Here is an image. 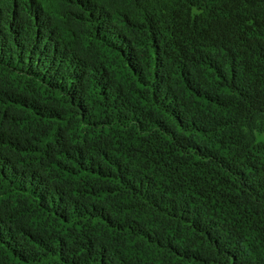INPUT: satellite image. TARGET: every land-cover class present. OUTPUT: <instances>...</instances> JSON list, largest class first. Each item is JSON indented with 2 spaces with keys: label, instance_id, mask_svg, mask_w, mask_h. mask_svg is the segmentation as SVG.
Masks as SVG:
<instances>
[{
  "label": "trees",
  "instance_id": "trees-1",
  "mask_svg": "<svg viewBox=\"0 0 264 264\" xmlns=\"http://www.w3.org/2000/svg\"><path fill=\"white\" fill-rule=\"evenodd\" d=\"M0 264H264V0H0Z\"/></svg>",
  "mask_w": 264,
  "mask_h": 264
}]
</instances>
